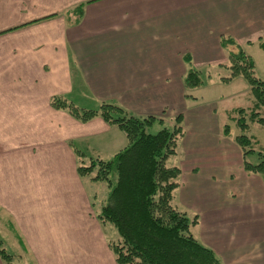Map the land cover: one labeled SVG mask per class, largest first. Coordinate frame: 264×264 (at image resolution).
I'll use <instances>...</instances> for the list:
<instances>
[{"label":"crops","instance_id":"obj_1","mask_svg":"<svg viewBox=\"0 0 264 264\" xmlns=\"http://www.w3.org/2000/svg\"><path fill=\"white\" fill-rule=\"evenodd\" d=\"M222 37L241 45L264 79V61L256 59L264 57V0H0L6 247L31 264H86L83 249L101 261L105 249L113 255L97 196L78 174L77 151L106 161L127 138L101 118L83 123L50 106L64 96L85 109L108 102L138 117L183 115L175 207L197 216L194 237L222 264H264V180L245 171L240 147L225 159L217 147L219 106L247 98L248 84L209 80L188 91L183 83L191 68L222 73L229 55ZM228 175L236 178L231 184Z\"/></svg>","mask_w":264,"mask_h":264},{"label":"trees","instance_id":"obj_2","mask_svg":"<svg viewBox=\"0 0 264 264\" xmlns=\"http://www.w3.org/2000/svg\"><path fill=\"white\" fill-rule=\"evenodd\" d=\"M258 44L264 51L263 38ZM222 45L228 48L229 55L228 61L220 64L223 74H218L219 82L229 85L236 80L245 81L252 100L249 109L235 108L231 113L238 115L237 124L243 131L249 130L248 122L264 126V79L258 74L256 61L231 38L222 37ZM186 62L190 64L191 60L186 58ZM209 80L202 77V71L191 68L184 79L185 89L205 88ZM50 106L83 123L101 118L126 135L127 146L108 161L91 158L86 165L87 156L77 151L79 176L93 183L108 182L112 187L107 204L97 209L96 215L101 224L110 223L118 232L119 239L109 242L117 264H222L214 251L192 234L197 216L190 218L174 205L182 171L168 161L176 156L186 134L183 115L174 117L172 129L151 134L148 128L157 122L164 124L163 118L138 117L118 104L104 102L93 110L81 108L64 96H54ZM235 141L243 152L245 171L250 175L264 174V147L246 134L236 136ZM255 148L260 161L252 164L246 155L257 153ZM111 175L115 176V183ZM0 258L5 264H17V256L7 252L1 238Z\"/></svg>","mask_w":264,"mask_h":264},{"label":"rangeland","instance_id":"obj_3","mask_svg":"<svg viewBox=\"0 0 264 264\" xmlns=\"http://www.w3.org/2000/svg\"><path fill=\"white\" fill-rule=\"evenodd\" d=\"M228 46L231 47V45H228ZM256 59L260 62L264 61V57L260 58L257 55H256ZM199 70L202 71V77L204 79H210V80H212V82L219 81V76L217 74L219 72L218 68L213 69V68L207 67V68H202ZM221 74H223V73H221ZM209 75H213L214 77H211ZM184 79H185V77H184ZM183 83H184V80H183ZM184 88H185V85H184ZM98 106L99 105H97V106L91 105V106H87V108L97 110L101 107V105L99 107ZM251 106H252V100H251V96L249 99L248 94H247V98L241 99V101H239V98H235L234 101L233 100L231 102L224 101L222 104H220L219 113L221 112V116H223L224 122L222 124V128H223L222 129V135L217 137V140L219 141V143L217 144V147L224 150V154L221 156L222 158L225 159V158L229 157V155H227L226 150H231V148L234 147V144L236 146L240 147L235 141L236 135L246 134L250 137L255 138L258 141L259 146L264 147V126H261V125L256 124V123H249L248 122V124L250 126L249 130L243 131L239 127V125L237 124L238 115H234L231 113V111L234 110L235 108L249 109ZM227 109H229L231 111L228 113ZM174 117H170V120L164 119L165 120L164 124H161L159 122L155 123L152 127L148 128V131L151 132V134H156L159 131H161L163 128L172 129L173 125H174ZM184 120L185 119H183V123H182L183 127H185ZM226 126H228L229 128H226ZM255 150L257 151V153H249L246 155L247 161L252 163V164H257L260 161V157L258 155L259 150L257 148H255ZM242 154H243V152H242ZM176 158H178V156H176L175 158L174 157L170 158L168 161V164L174 165V163L176 162ZM89 160H90V156H87L86 157V165H89V163H90ZM106 161H108V160H106ZM225 167L228 168L227 165H225ZM224 172H226V174H227L228 169H225ZM95 174H96V170H95ZM259 176H260L259 178L264 180V174H259ZM111 179L113 180V183H115V181H116L115 176L111 175ZM235 179H236L235 176L228 175L226 177V182H228V184H231L232 182L235 181ZM83 180H84L86 186L88 187V190L97 196L95 202H96V207L99 210L103 204L104 205L107 204L108 197L110 195L109 193H110L112 187L109 186L108 182L93 183L89 179H87L88 181L85 179H83ZM229 190H232V189L229 187ZM190 218H193V216H190ZM196 225H194V226L192 225V227H191L192 234H193V229ZM104 231H105L104 235H105L107 241L110 242V241H115V240L119 239V235H118L117 230L110 223L105 225ZM195 233H196V238H198L197 232H195ZM0 238L5 243V245H4L5 249L6 250L9 249L8 247H6V242L4 241V239L2 237H0ZM207 248H209V247H207ZM7 252L17 256L18 262H17V260H14L15 263H17V264L18 263L19 264H31L28 261L25 262L23 256L11 251L10 249H9V251L7 250ZM80 255L83 257L84 261H87L86 264H117L116 261L114 260L112 254L110 256H108L109 253L106 249H105V254L103 256L102 261H101V259L98 258L99 256H93V254L91 252H89L88 250H85V249L80 250ZM216 256L220 260V258L217 254H216ZM1 261L5 264V262L2 259H1ZM80 264H83V263H80Z\"/></svg>","mask_w":264,"mask_h":264}]
</instances>
